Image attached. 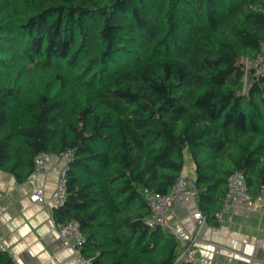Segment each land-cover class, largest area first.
<instances>
[{"label": "trees", "instance_id": "16d2710c", "mask_svg": "<svg viewBox=\"0 0 264 264\" xmlns=\"http://www.w3.org/2000/svg\"><path fill=\"white\" fill-rule=\"evenodd\" d=\"M263 49L264 0H0V168L24 181L74 149L54 214L94 264H194L148 226L145 189L169 193L190 153L207 219L237 170L258 194L264 73L244 59ZM0 264L16 262L0 248Z\"/></svg>", "mask_w": 264, "mask_h": 264}, {"label": "crops", "instance_id": "0c3cea01", "mask_svg": "<svg viewBox=\"0 0 264 264\" xmlns=\"http://www.w3.org/2000/svg\"><path fill=\"white\" fill-rule=\"evenodd\" d=\"M66 164L56 156L43 173L33 172L18 181L0 168V246L6 247L16 264H78L73 248L60 237L53 199L59 174L55 165ZM196 179V163L186 154L182 171ZM42 187L45 200L33 201L31 194ZM199 210L196 192L188 189L169 211L176 237L196 238L193 246L201 264H264V206L254 209L246 201H235L208 218L198 229L194 213Z\"/></svg>", "mask_w": 264, "mask_h": 264}, {"label": "built area", "instance_id": "2783aa9c", "mask_svg": "<svg viewBox=\"0 0 264 264\" xmlns=\"http://www.w3.org/2000/svg\"><path fill=\"white\" fill-rule=\"evenodd\" d=\"M257 73H264V49L261 57V63L256 66ZM249 73V70L247 69ZM247 77V75H246ZM56 156H62L66 164L63 167L57 165L54 166L59 174L57 186L54 191L53 199L56 207L65 204L68 196V178L67 171L69 169L70 161L75 157V150L68 149L60 154L53 152L40 153L35 159L34 172L37 174L43 173L49 169L53 164V159ZM192 190L197 193L196 180L194 178H185L181 176L172 190L169 193L162 194L157 193L149 189H145V194L148 197L149 204L151 206V214L147 219L148 226L151 229H156L159 225L169 228L173 233H176V227L172 224L169 218V211L174 203L183 197L186 190ZM33 201L45 200V193L42 187L36 188L31 194ZM224 206L226 207L235 201H246L254 209L260 210L264 206V184L261 185L260 191L257 195H254L247 182V178L243 171L237 170L233 172L227 183V192L224 200ZM223 209V208H222ZM222 209L217 212L218 218L222 219ZM194 217L197 221L198 229H200L206 223V216L200 211L194 213ZM58 231L61 239L65 244L73 248L76 254L78 264H94L92 257L86 255L83 251L86 238L82 232L79 222L75 218H71L68 221L57 222ZM193 238H183L180 240V249L177 261L191 262L194 264H201L198 260L197 251L193 246ZM0 248L6 251V247L1 245Z\"/></svg>", "mask_w": 264, "mask_h": 264}, {"label": "rangeland", "instance_id": "374dc122", "mask_svg": "<svg viewBox=\"0 0 264 264\" xmlns=\"http://www.w3.org/2000/svg\"><path fill=\"white\" fill-rule=\"evenodd\" d=\"M244 62H245V65H246V69H248L249 71L251 70L252 66H257L258 65V63L249 61L248 59H244ZM24 65H25L24 68L18 67L16 69L14 77L19 76L18 79H22L24 77V74H26L27 72H31L32 73V72L36 71L35 67H31V64L25 63ZM31 73H30V75H31ZM27 76H29V75H27Z\"/></svg>", "mask_w": 264, "mask_h": 264}]
</instances>
